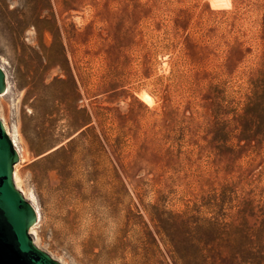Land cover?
<instances>
[{"label": "rangeland", "instance_id": "obj_1", "mask_svg": "<svg viewBox=\"0 0 264 264\" xmlns=\"http://www.w3.org/2000/svg\"><path fill=\"white\" fill-rule=\"evenodd\" d=\"M263 14L264 0H0V117L41 250L60 264H182L171 215L227 183L264 201V131H205L251 94ZM192 227L195 264H227L208 225Z\"/></svg>", "mask_w": 264, "mask_h": 264}, {"label": "trees", "instance_id": "obj_2", "mask_svg": "<svg viewBox=\"0 0 264 264\" xmlns=\"http://www.w3.org/2000/svg\"><path fill=\"white\" fill-rule=\"evenodd\" d=\"M30 1L35 3L37 0ZM261 39L264 48V14ZM249 81L251 94L247 96L242 111L233 115L228 125L219 113L212 110L213 118L205 131H240L244 139L255 131H264V50L259 66ZM209 104L215 105L213 102ZM71 125L76 127V131L83 127L75 120ZM88 130L86 127L80 131ZM212 190L202 196L198 204L194 203L185 211L168 218L166 236L172 251L182 264H195L196 256L192 252L190 233L195 228L192 227L193 224L201 222L208 225L215 234L216 243L213 246L218 260L227 259V264H264V201L255 200L249 192H238L233 183L223 184L218 190ZM202 207L213 214L212 219L201 220L197 216ZM220 231H225L224 238Z\"/></svg>", "mask_w": 264, "mask_h": 264}, {"label": "water", "instance_id": "obj_3", "mask_svg": "<svg viewBox=\"0 0 264 264\" xmlns=\"http://www.w3.org/2000/svg\"><path fill=\"white\" fill-rule=\"evenodd\" d=\"M4 89L0 67V94ZM17 160L18 152L0 120V264H60L37 247L29 234L37 213L13 183Z\"/></svg>", "mask_w": 264, "mask_h": 264}, {"label": "bare ground", "instance_id": "obj_4", "mask_svg": "<svg viewBox=\"0 0 264 264\" xmlns=\"http://www.w3.org/2000/svg\"><path fill=\"white\" fill-rule=\"evenodd\" d=\"M0 67L2 68V70H3V72H4V86H5V89H4V92L3 93H1L0 94V97L1 96H3L9 89H8V81H7V77H6V72H5V69L3 68V66L0 64ZM140 98H141V100H143L145 103H150L151 102V99H152V97L148 94V93H146V92H142L141 94H140ZM0 120H1V122H2V124H3V126H4V128H5V130L7 131V133L9 134V136H10V138H11V140H12V142H13V145L15 146V148H16V150H17V152H18V156L20 155V153H19V149H18V147H17V144H16V142H15V139L13 138V136L11 135V133L9 132V130H8V128L6 127V125H5V123L3 122V120H2V118L0 117ZM15 165L16 164H14V167H13V183H14V185H15V187L23 194V192H22V190L18 187V185H17V182H16V176H15ZM27 198V197H26ZM27 200H29L30 202H31V204L34 206V208H35V210H36V213H37V217L39 218V211H38V208H37V206L35 205V203L33 202V200H31L30 198H27ZM32 230H31V227L29 228V234L31 235V238H32V241H33V243L37 246V247H39L37 244H36V241H35V239H34V237H33V235H32V232H31ZM59 262V261H58ZM60 263V262H59Z\"/></svg>", "mask_w": 264, "mask_h": 264}]
</instances>
